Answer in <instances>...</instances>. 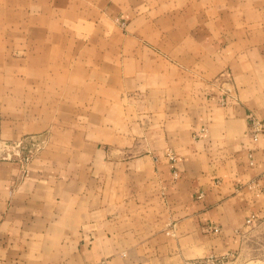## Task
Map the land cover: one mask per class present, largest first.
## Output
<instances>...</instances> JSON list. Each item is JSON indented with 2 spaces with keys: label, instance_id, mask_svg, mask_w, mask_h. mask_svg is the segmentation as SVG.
Instances as JSON below:
<instances>
[{
  "label": "crops",
  "instance_id": "1",
  "mask_svg": "<svg viewBox=\"0 0 264 264\" xmlns=\"http://www.w3.org/2000/svg\"><path fill=\"white\" fill-rule=\"evenodd\" d=\"M251 116L264 0H0V141L46 137L0 155V264L230 255L264 215Z\"/></svg>",
  "mask_w": 264,
  "mask_h": 264
},
{
  "label": "rangeland",
  "instance_id": "2",
  "mask_svg": "<svg viewBox=\"0 0 264 264\" xmlns=\"http://www.w3.org/2000/svg\"><path fill=\"white\" fill-rule=\"evenodd\" d=\"M185 264H264V215L244 226L239 245L230 255Z\"/></svg>",
  "mask_w": 264,
  "mask_h": 264
},
{
  "label": "built area",
  "instance_id": "3",
  "mask_svg": "<svg viewBox=\"0 0 264 264\" xmlns=\"http://www.w3.org/2000/svg\"><path fill=\"white\" fill-rule=\"evenodd\" d=\"M221 102H224V98H221ZM249 132L253 140H257L260 133H264V120H261L255 116L250 117ZM46 143V137L42 135H29L22 140L12 143L0 141V150L2 151L1 157L7 159H16L24 166L35 157ZM171 160H174V155L168 153ZM256 219L255 215H251L246 219V224L252 223ZM213 230H218L214 227ZM211 258V257H209ZM207 258V259H209Z\"/></svg>",
  "mask_w": 264,
  "mask_h": 264
}]
</instances>
